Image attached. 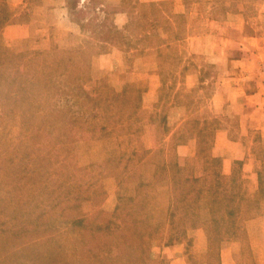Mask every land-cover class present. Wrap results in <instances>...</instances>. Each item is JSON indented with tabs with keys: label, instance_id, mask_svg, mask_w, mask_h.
Segmentation results:
<instances>
[{
	"label": "rangeland",
	"instance_id": "obj_1",
	"mask_svg": "<svg viewBox=\"0 0 264 264\" xmlns=\"http://www.w3.org/2000/svg\"><path fill=\"white\" fill-rule=\"evenodd\" d=\"M4 1L9 14L0 27V264H151L154 254L159 256L157 264H170L177 244L185 242L192 250L199 242L194 229L213 230L221 222L227 230L219 241L235 247L237 258L245 260L244 247L257 239L258 230L242 227L245 220L264 211V129L261 122L247 128L242 112L230 105L239 93L233 85L244 80L243 72L237 71L240 66L234 65L236 56L223 59L207 49L214 40V52L237 55L248 47L256 51L257 44L243 41L247 34L259 37L263 51L264 0H184L191 10L200 3L198 10L204 16L197 29L202 48L194 53L191 40L185 39L168 50L180 57L159 61L160 84L152 100L135 86V76L130 74L133 56L91 57L114 48L128 54L138 47L115 28L110 8L101 27L83 23L90 32L66 47L54 40L55 13L45 12V27L38 20L37 15L43 19L44 13L36 9L41 0L16 5ZM79 3L67 0L71 18L77 22L91 13ZM209 3V17L217 20L212 27L205 12ZM241 6L246 20L242 31L232 20L220 24ZM154 20L151 33L165 32L162 19ZM24 22L27 27L19 38L18 25ZM9 25L14 27L2 32ZM179 29L177 35L183 38L191 34L187 24ZM211 29L215 38L205 39ZM194 63L201 65L200 74L187 87L185 78ZM41 71L58 80L60 93L52 98L43 81L35 90L24 89L27 74ZM263 73L256 67L251 81H258ZM77 84L93 95L100 93V103H112L114 115L102 119L110 126L113 121L125 123L127 128L120 129L114 122L112 132L99 133L98 115L91 122L93 129L82 121L72 122L77 116L89 120L96 111L90 109L92 102L70 97L68 87L82 95ZM17 109H22L20 115L9 113ZM225 128L229 140L240 139L244 149L243 158L233 161L230 176L221 171L222 152L214 150L215 134ZM144 150L151 152L139 164ZM153 154L177 161L185 175L198 178L191 183L202 200L195 224L191 208H180L175 190L172 193L169 176L173 173L155 171ZM217 170L222 177L215 180ZM230 209L233 214L228 216ZM210 215L215 221L202 220ZM223 215L227 216L220 220ZM211 259L216 264L217 255L211 254Z\"/></svg>",
	"mask_w": 264,
	"mask_h": 264
},
{
	"label": "crops",
	"instance_id": "obj_2",
	"mask_svg": "<svg viewBox=\"0 0 264 264\" xmlns=\"http://www.w3.org/2000/svg\"><path fill=\"white\" fill-rule=\"evenodd\" d=\"M22 1L12 0L11 4L16 5ZM199 6L200 3L196 2L191 10V8L187 7L184 0H80L79 7L91 9V13L83 18L81 22L74 21L71 18L67 8V0H41L36 9L37 12H44L43 19L41 18V14L37 15L42 27L48 25L44 20L45 12L55 13V20L51 23L54 28V34L56 33L57 35L54 36V40L59 42L60 46L69 47L75 43H79L87 36L85 31L90 32V29L85 28L83 23L87 27H90V25L98 28L101 27L100 24L105 19L106 10L110 8L112 10L110 12L111 20L115 28L123 31V37L129 42L137 44L138 47H132L131 52L128 54L114 48L111 53L107 52L106 54L93 55L91 57L110 58L114 56H133V68L130 70V74L131 76H135V86L141 90L143 89L145 95L149 96V100H152V96L155 98L154 94L160 84L159 64L161 62L159 63V61L163 58L169 60L172 56L177 57V59L180 57L179 54L173 53L172 51L168 52V50L173 45H179L181 41L190 39L191 46L195 48L193 52H200L199 50L202 48L200 43L203 42V37H200L197 25L203 20L202 17L204 15L202 9L198 10ZM205 12L207 14L206 19L208 24L212 27L217 20L209 17L210 3L207 4ZM155 17L162 19L163 24L166 26L165 32L159 34L151 33L150 28L155 26ZM227 20L237 22V29L242 31L246 24L244 7L241 6L235 13H227V16L220 21V24H229ZM25 23L18 25L21 30L18 35L19 38L24 36L22 31L27 27V23ZM182 24H187L188 28H191V34H187L185 38L182 35H177L178 30H180L179 26ZM11 27H14V25L7 26L2 32H8ZM148 33H150L149 36ZM204 36L205 39L209 38V40L215 38L212 29L207 30ZM242 38L243 41L250 40L253 45L257 44V50H251L248 47L246 49L247 52L245 51L237 55L228 54L223 51L222 53L214 52L215 48L213 49L211 46L213 40L210 41V49H207V51L213 56L220 54L223 59L236 56L233 60L235 62L234 65L237 68L238 65L240 66L237 71L240 73L243 72L242 76L244 80L241 84L237 81V87L233 85V89H237L239 93L235 99L231 100L230 105L231 107L236 106L238 112H240L239 114L242 112V118L247 128L255 124L259 125L261 122V126L264 129V76H261L258 81H251L253 79V70L256 67L264 72V50L260 51V40L256 35L248 36L245 34ZM196 64L194 63L193 66L189 67V72L185 78V86L187 87L192 86L198 80L201 65ZM184 67L185 65H183ZM183 71L186 70L183 69ZM121 72L123 71L121 70ZM121 84L123 88L126 83L122 81ZM238 98H242L241 103L236 102ZM228 134L229 130L226 128L216 132L214 150H220L222 152L221 171L225 175L230 176L233 171V161L243 158L244 149L240 139L229 140ZM252 227H256L258 236L257 239H252L247 242L244 247V253L247 255L245 260L237 258L235 247L232 249L230 245H223V242L219 241L218 237L220 234L225 233L227 230L226 223L221 222L219 227L213 230H208L206 227L194 229L193 232L197 235L194 238L199 242L194 244L192 250H189L190 246L185 242L177 244L175 246L177 253L173 257V260L170 261V264H213L211 254L217 255L216 264H264V211L261 210L256 216L245 220L242 228L249 231ZM157 257L159 256L155 254L151 256V264H157Z\"/></svg>",
	"mask_w": 264,
	"mask_h": 264
},
{
	"label": "trees",
	"instance_id": "obj_3",
	"mask_svg": "<svg viewBox=\"0 0 264 264\" xmlns=\"http://www.w3.org/2000/svg\"><path fill=\"white\" fill-rule=\"evenodd\" d=\"M8 14H9V9L6 6L5 1L3 0V2L0 3V27L6 23L8 21ZM70 62H66V64H69ZM62 68H66V65H64ZM68 70V69H66ZM69 72V71H68ZM48 72H33V73H28L27 74V78H26V82H25V90L29 89V90H35V87L37 86L38 82H44V85L46 87V92L49 96V98H52L54 96L55 93H60V89L57 86L58 80L55 76H50L49 74H47ZM68 73H65V75ZM29 75V76H28ZM74 79L78 80V78L73 77ZM79 87V89L82 92V95H77L76 91H74V89L72 88H67L66 90H68V92L72 95L70 97H74L76 100L83 98V103L84 102H92L93 106L90 109H95L96 111H94V113L92 114L91 119L88 120V118H83L81 116H77L74 117L72 119V122H76V121H82V123H84L86 125L87 128L93 129L91 128V122L93 121V118L95 116H99L97 119H102V116L106 119V121H108L110 119V117L113 114V108H111L112 103L110 102H106V103H100L99 101V96L100 93H96L95 95H93V93L91 92V90L86 89V88H82L81 86H79L78 84L76 85ZM74 91V92H73ZM112 99V98H111ZM110 101V98L109 100ZM81 102V104H83ZM52 103H50L51 105ZM111 105V106H109ZM25 106H28L25 105ZM53 108H56V106L54 105ZM26 109V108H25ZM18 112V114L20 115L22 109H17V110H11L9 113H13V112ZM86 112V111H85ZM7 113V115L9 116L10 114ZM114 115V114H113ZM68 119H65L63 117V121L64 122H68ZM104 119H102L101 121V127L99 128V133L100 132H109V131H113L116 127H115V123L119 124L120 129H126L127 126L125 125V123H120L119 121H113L112 125L110 126ZM108 125V126H107ZM92 133H96L95 130H91ZM62 137V136H61ZM64 138V137H63ZM71 139V137L69 138ZM213 140V138L211 139V141ZM42 146V144H40ZM37 146V145H36ZM151 152V150H144V155L140 156V159L138 161L139 164H144L147 160V157L145 155L149 154ZM143 153V152H142ZM154 153V151H153ZM41 156V155H40ZM38 156V157H40ZM153 158H155V160L151 161V164L154 165L155 167V171L156 169H160V171L162 173H165L166 170L171 171V173H173L172 176H169L171 179V185H172V193L175 190V195L177 196V198H179V204H180V208H184L185 207H190L191 208V215H192V221L191 223L195 224L196 218L198 219L199 216L197 215L198 209H200L201 207V198L198 196H195L196 191L193 190V188L191 187V183L194 181H198V178L195 176H189V175H185V172L183 170H181L182 168L180 167V165L178 164L177 161H173L167 158H163L162 156H158L156 157V154L152 155ZM211 159L213 161H220L219 157H211ZM213 177L215 178V180L220 179V177H222L221 173L219 172V170L214 171ZM142 185V182H138L137 183V187H140ZM140 195V193H139ZM174 195V193H173ZM223 201V200H222ZM221 201V203H222ZM171 202L173 203V201L171 200ZM208 202V201H207ZM210 203V201L208 202ZM139 208H141V203H139ZM228 216H231L232 211L231 209L226 211ZM227 215H223L221 216V218H219L220 220H223ZM205 217H207L208 215H204ZM201 218V217H200ZM214 217L211 215L208 218H204L202 219L203 221H206L207 219L209 220H214ZM218 219V220H219ZM203 223V222H201Z\"/></svg>",
	"mask_w": 264,
	"mask_h": 264
}]
</instances>
